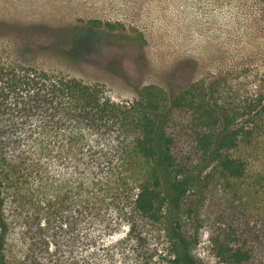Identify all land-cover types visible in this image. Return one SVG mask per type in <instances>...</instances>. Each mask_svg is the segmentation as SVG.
Masks as SVG:
<instances>
[{"label": "trees", "instance_id": "trees-1", "mask_svg": "<svg viewBox=\"0 0 264 264\" xmlns=\"http://www.w3.org/2000/svg\"><path fill=\"white\" fill-rule=\"evenodd\" d=\"M233 1L250 15L264 12V0ZM0 25L22 35L27 54L39 33L55 35L52 46L77 56L93 33L105 51L146 40L140 30L121 33L123 22L97 18L62 37L44 25L34 32ZM217 84L200 81L173 93L145 85L135 100L113 101L98 86L0 56V264H197L184 215L200 210L190 193L201 179L178 137L188 138L220 179L236 182L246 166L235 152L264 119V92L259 112L250 104L235 112L215 100ZM179 115L190 116L191 127L182 125L180 135L168 125ZM212 244L224 264H248L253 255L246 241Z\"/></svg>", "mask_w": 264, "mask_h": 264}, {"label": "rangeland", "instance_id": "rangeland-1", "mask_svg": "<svg viewBox=\"0 0 264 264\" xmlns=\"http://www.w3.org/2000/svg\"><path fill=\"white\" fill-rule=\"evenodd\" d=\"M242 7L233 0H0V22L27 32L44 25L62 37L68 27L97 18L123 22L125 36L140 30L146 39L131 50L105 51L98 45L99 34L93 33L76 50L77 56L52 46L55 35L39 33L37 47L27 54L21 34L0 29V56L7 64L34 66L98 86L113 101L131 102L145 85L173 93L216 79L217 102L235 112L250 104L259 112L257 100L264 92V12L250 15ZM118 34L110 39L114 42ZM189 124L190 116L179 115L168 125L180 135L182 125L186 132L191 130ZM252 126L254 134L235 152L246 166L244 177L236 182L220 179L212 164L194 153L193 143L178 137L191 171L201 179L190 193L200 210L184 215L197 264H224L214 253L216 238L246 241L253 250L248 264H264V119ZM12 244L16 250L17 244Z\"/></svg>", "mask_w": 264, "mask_h": 264}]
</instances>
